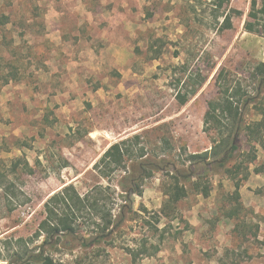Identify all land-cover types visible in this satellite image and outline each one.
Listing matches in <instances>:
<instances>
[{"label":"rangeland","instance_id":"1","mask_svg":"<svg viewBox=\"0 0 264 264\" xmlns=\"http://www.w3.org/2000/svg\"><path fill=\"white\" fill-rule=\"evenodd\" d=\"M209 2L0 0V173L7 175L0 189V264L43 242L36 231L44 203L68 184L81 195L109 186L113 217L123 204L130 212L88 249L54 237L47 253L64 264H264V133L255 143L241 132L234 178L199 177V190L208 186V194L197 191L195 178L171 207L163 193L174 169L199 174L188 156L215 144L203 117L221 68L252 96L260 91L264 104V84L255 77L264 63V30L244 29L251 0H230L232 26L220 30L208 24ZM260 118L249 105L244 123ZM135 135V155L143 151L163 170L144 169L142 194L129 205L118 184L123 173L108 181L94 164L112 144ZM126 165L131 175L142 171L135 161ZM236 180L245 207L238 232L237 220L221 212ZM81 229L86 236L96 231L94 224ZM129 249L138 254L135 263Z\"/></svg>","mask_w":264,"mask_h":264},{"label":"trees","instance_id":"2","mask_svg":"<svg viewBox=\"0 0 264 264\" xmlns=\"http://www.w3.org/2000/svg\"><path fill=\"white\" fill-rule=\"evenodd\" d=\"M196 1V0H194ZM230 0H210V13L212 17L208 20V24L216 29H229L232 26L231 9L225 11ZM196 12L194 5H191ZM239 13V12H235ZM244 29L248 32L260 33L264 30V0L258 3L256 0H251V11L248 14V19L244 23ZM257 74L255 77L261 84H264V63L261 62L256 66ZM6 80L5 83H7ZM202 80L197 84H201ZM215 85L217 87L216 96L207 101V109L203 117L205 126L215 132V144L211 150H206L201 153H194L188 156L192 167L200 166V172H192L189 168L184 170L174 169L172 174H169L170 183L163 191L167 198V207L178 203L187 196V189L184 184L189 183L194 178L193 186L201 194H208V186H202L199 190L198 179L210 172H224L234 178L240 170L242 160L238 161L240 146L239 136L242 131H245V136L249 142H259L262 140L264 133V104H259L260 91H257L256 96L249 94L247 86H245L240 78L233 77L231 72L221 68L216 77ZM196 92V88L191 90V94ZM181 102H184L182 99ZM249 105H253L258 114L261 115L259 120H255L251 124L244 123V113ZM139 137L135 135L132 138H126L112 144L94 164V169L102 178L108 181L114 174L123 173L118 181L121 190L125 193L124 199L129 205L132 202L133 195H141V179L145 168L150 170H163L155 166V161H149L144 157V152L140 151L136 156L133 152V145L138 143ZM143 150V149H142ZM136 159V160H135ZM136 162L142 171L131 175L127 170V161ZM255 160V155L249 156L248 163ZM148 165V166H147ZM25 169L31 171V166L25 161ZM163 166V165H162ZM141 175V176H140ZM246 179V178H244ZM7 175L0 173V189L5 187ZM241 182L235 181L234 192L227 199V206L221 210L222 215L228 218H235V231L240 229V221L242 222L241 212L245 209L240 199L239 188ZM109 186H95L86 194H79L72 184L65 185L59 192L53 194L44 203L45 215L40 221L36 231V237L44 235L43 242L34 249L18 250L4 264H64L60 260H56L53 256L47 253V249L53 244L54 237H64L75 242L79 247L88 249L105 240L112 233V230L124 221L125 214L130 212V207L123 204L119 210L118 218L113 217L111 211L114 203L106 196V190ZM95 194V197L92 196ZM109 195V194H107ZM108 200V201H107ZM101 201L104 202L106 208L101 207ZM109 205V206H108ZM169 215L168 212H164ZM98 217L99 221L95 220ZM94 224L96 231L90 230V234L82 233L83 227L86 224ZM81 225V226H80ZM258 228L253 232L254 237H257ZM240 231V230H239ZM88 232V231H87ZM47 247V248H46ZM21 248V246H20ZM19 248V249H20ZM132 260L135 263L138 254L135 250L129 249Z\"/></svg>","mask_w":264,"mask_h":264}]
</instances>
